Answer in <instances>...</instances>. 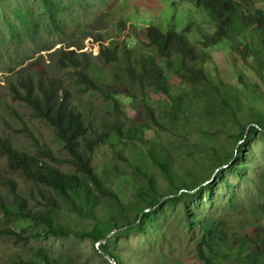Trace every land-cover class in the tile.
<instances>
[{
    "label": "trees",
    "instance_id": "trees-1",
    "mask_svg": "<svg viewBox=\"0 0 264 264\" xmlns=\"http://www.w3.org/2000/svg\"><path fill=\"white\" fill-rule=\"evenodd\" d=\"M188 1L209 14L213 33L195 22L181 30L172 24L169 31L148 25L132 38L136 47L132 40L119 44L106 42L102 34L92 37L99 68L87 54L70 49L73 46L57 48L51 71L9 66L7 72L15 77L5 86L9 100L52 129L60 153L46 145L35 153L21 151L0 134V157L6 158L8 170L0 172V239L27 245L31 238L75 235L100 244L102 253L124 264L108 250L110 238L123 230L135 232L152 218L153 208L192 202L187 222L199 230L196 250L203 264H264V224L255 223L264 220V178L257 182V197L251 198L250 218L230 213L238 210L235 195L229 209L216 207L207 213L195 205L221 178L223 167L239 170L236 161L245 155L246 143L257 134L264 136V9L255 8L259 0ZM74 2L88 11L87 0ZM75 18V7L66 0H0V63L14 59L16 44L36 43L46 33L67 35ZM192 34L199 42L191 40ZM220 45L229 46L232 58L239 57L260 83L243 72L236 85L223 80L208 52ZM56 72L66 74L67 82ZM169 74L180 78L187 90L175 92ZM151 93L165 96L160 110L149 105ZM124 95L127 99L121 98ZM81 96L102 104L94 108ZM123 101L143 104L146 120L128 126ZM154 126L168 134L178 132L183 140L170 148ZM108 143L123 150L114 153L126 162L143 159L145 149L159 170L157 177L144 165L135 166L136 175H131L141 197L135 205L125 207L109 185L110 174L93 165L96 149ZM111 169L119 176L130 175L116 164ZM16 175L41 192L21 194ZM31 199L39 202L38 208L31 206ZM105 199L110 200L109 211L101 209ZM64 210L90 218L92 228L65 226ZM20 221L30 223L24 229L29 234L16 232ZM246 225L251 226L250 235L243 231ZM30 251L20 264H79L44 247Z\"/></svg>",
    "mask_w": 264,
    "mask_h": 264
},
{
    "label": "rangeland",
    "instance_id": "rangeland-1",
    "mask_svg": "<svg viewBox=\"0 0 264 264\" xmlns=\"http://www.w3.org/2000/svg\"><path fill=\"white\" fill-rule=\"evenodd\" d=\"M38 2V0H32ZM75 7V20L68 28L65 36H52L44 34L36 43L16 44L13 60L6 59L0 63V134L9 138L15 147L21 151L35 153L36 149L44 147L60 153L59 146L55 143L52 129L45 123L32 118L25 107L12 103L5 89L9 79L14 75L7 72L9 66L16 67V71L22 67H35L40 71H51L55 66L54 52L60 46L75 50L79 55L87 54L97 67H101L97 50L91 43V38L102 34L106 42L115 41L122 44L131 41L140 35L142 28L148 25H156L169 31L171 25L181 30L189 23L195 22L208 32L213 33V25L208 13L190 3L188 0H87L85 11L74 0H66ZM255 8L264 9V0H259ZM91 12V13H90ZM134 22L139 27H134ZM90 33L91 35H87ZM193 42H199L198 37L191 35ZM136 47L137 42L131 41ZM69 50V49H67ZM211 53L214 66L218 68L219 75L228 83L237 84V75L243 72L250 81L260 83V79L254 72L249 70L239 57H234L233 52L227 45H220L208 50ZM57 75L66 79L64 73L56 72ZM169 80L176 92L179 89L187 90L184 82L175 75L169 74ZM85 102L90 101L94 108L101 106L102 101L89 96H81ZM162 94L151 93L148 103L151 107L159 109L164 100ZM126 98V96H121ZM127 99V98H126ZM8 100V101H7ZM6 102V103H5ZM122 110L127 114L123 119L128 126L137 125L146 120L143 104L136 106L131 101H123ZM195 121L196 116H190ZM165 144L176 149L184 136L178 132L168 134L166 129L154 126ZM233 148H230L231 151ZM115 151L122 152L108 143L98 147L95 151L93 165L100 173L108 172L111 176L110 187L118 195L122 204L127 207L141 201L138 192L140 186L134 183L133 175L135 166L142 164L157 177L160 176L158 168L149 160L146 150L143 159L137 157L130 162L123 161L115 155ZM116 164L121 171L130 175L119 176L111 169ZM239 166L237 172L223 167V174L212 189L195 199V205L207 213L216 207L229 209L230 199L234 195L238 201V210L230 213L237 214L239 219L250 215L251 198L258 195L257 182L264 178V136L257 134L246 143L245 155L237 160ZM0 172H8L7 160L0 157ZM18 190L28 197L41 192L36 186H28L23 178L16 175ZM213 179L203 186L211 183ZM165 185V184H164ZM2 187L0 186V194ZM109 199L103 200V211H109ZM31 206L38 208V201L31 199ZM192 202L184 205L182 202H169L162 208H153L152 218L145 221L140 228L133 233L118 232L107 241V248L120 257L124 264H203L196 250V237L199 230L190 227L187 222L188 209ZM150 210H146L148 212ZM248 215V216H247ZM2 216V213H0ZM250 218V217H248ZM61 220L65 226L90 230L93 221L88 217L75 215L67 210L61 212ZM254 222V221H252ZM255 223H263L261 222ZM30 223L20 221L14 229L16 232L27 235L30 231H24ZM251 226H244V232L250 235ZM44 247L51 250L56 256L70 255L79 264H116L105 253L100 251V244L94 245L90 239L75 235L69 237H49L42 241L31 238L27 245L14 242L13 239H0V264H20L22 258L31 254L32 248Z\"/></svg>",
    "mask_w": 264,
    "mask_h": 264
},
{
    "label": "water",
    "instance_id": "water-1",
    "mask_svg": "<svg viewBox=\"0 0 264 264\" xmlns=\"http://www.w3.org/2000/svg\"><path fill=\"white\" fill-rule=\"evenodd\" d=\"M114 233H112L110 236H112Z\"/></svg>",
    "mask_w": 264,
    "mask_h": 264
}]
</instances>
